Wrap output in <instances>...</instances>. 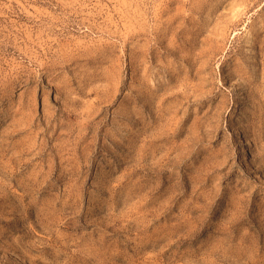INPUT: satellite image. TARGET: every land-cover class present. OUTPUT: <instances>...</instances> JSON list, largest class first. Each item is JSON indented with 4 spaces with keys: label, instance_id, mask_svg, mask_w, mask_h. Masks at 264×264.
<instances>
[{
    "label": "rangeland",
    "instance_id": "374dc122",
    "mask_svg": "<svg viewBox=\"0 0 264 264\" xmlns=\"http://www.w3.org/2000/svg\"><path fill=\"white\" fill-rule=\"evenodd\" d=\"M0 264H264V0H0Z\"/></svg>",
    "mask_w": 264,
    "mask_h": 264
}]
</instances>
